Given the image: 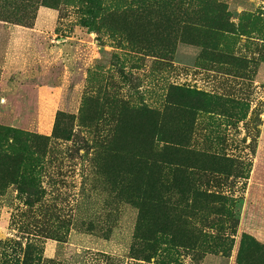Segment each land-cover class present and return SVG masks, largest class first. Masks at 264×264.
<instances>
[{"label":"rangeland","instance_id":"rangeland-1","mask_svg":"<svg viewBox=\"0 0 264 264\" xmlns=\"http://www.w3.org/2000/svg\"><path fill=\"white\" fill-rule=\"evenodd\" d=\"M0 126V264H264V0H0Z\"/></svg>","mask_w":264,"mask_h":264},{"label":"crops","instance_id":"crops-1","mask_svg":"<svg viewBox=\"0 0 264 264\" xmlns=\"http://www.w3.org/2000/svg\"><path fill=\"white\" fill-rule=\"evenodd\" d=\"M242 210L244 228L264 241V132L259 139Z\"/></svg>","mask_w":264,"mask_h":264},{"label":"trees","instance_id":"trees-1","mask_svg":"<svg viewBox=\"0 0 264 264\" xmlns=\"http://www.w3.org/2000/svg\"><path fill=\"white\" fill-rule=\"evenodd\" d=\"M24 134L18 129L10 128L8 126H0V153L6 150H15V145L9 144V137L14 139L21 138V135ZM19 137V138H18Z\"/></svg>","mask_w":264,"mask_h":264}]
</instances>
